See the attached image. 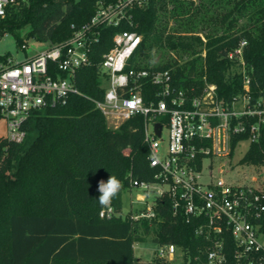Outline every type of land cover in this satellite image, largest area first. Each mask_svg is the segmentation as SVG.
<instances>
[{"label": "trees", "instance_id": "1", "mask_svg": "<svg viewBox=\"0 0 264 264\" xmlns=\"http://www.w3.org/2000/svg\"><path fill=\"white\" fill-rule=\"evenodd\" d=\"M98 1L16 4L2 19L1 30L18 35L29 26L27 37L64 41L73 34L72 25L95 14ZM133 19L143 35L133 62L170 69L174 83L192 96L214 83L225 101L243 92L245 72L253 100L264 105V0H147L134 9ZM127 28H102L91 62L76 74L80 94L71 95L65 105L33 110L23 142L0 137V264H152L139 261L134 251L136 242L147 240L173 242L185 251L183 262L164 264H188L190 257L196 264L197 256L201 264L206 261L207 240L197 235V222L174 216L168 198L159 199L152 219L100 217V180L114 175L122 182L111 203L122 209L130 172L144 180L154 172L143 117L112 128L95 102L105 94L103 54L113 46L114 33ZM243 40L244 64L229 57ZM18 41L22 45L26 39L19 35ZM152 91L151 85L145 89L147 96ZM247 138L233 136L231 155ZM242 162L264 164V126ZM228 244L233 248L231 237Z\"/></svg>", "mask_w": 264, "mask_h": 264}, {"label": "built area", "instance_id": "2", "mask_svg": "<svg viewBox=\"0 0 264 264\" xmlns=\"http://www.w3.org/2000/svg\"><path fill=\"white\" fill-rule=\"evenodd\" d=\"M30 2L0 0V36L1 21L10 8ZM145 2L99 0L88 21L72 25L74 31L68 39L51 41L50 47L21 61L10 54L0 55V121L6 123L5 137L23 142L27 135L24 124L33 110L65 105L71 95L80 94L75 77L91 62L102 28L128 25L130 28L114 33L113 46L103 54L100 66L105 94L95 102L112 128L143 117L154 172L149 180L136 179L130 172L131 207H103L100 217L130 214L135 220L152 219L157 216L159 199L168 198L173 215L195 220L197 235L207 240V259L202 264H264V164H250L255 173L243 182L217 176L212 161L206 166L207 159L219 158V172L227 170L222 159L231 156L234 135L247 134L250 143L259 140L264 126L263 102L253 100L251 77L245 72L243 92L225 101L214 83H207L201 94L192 96L174 83L170 69L133 62L143 39L136 29L134 9ZM245 44L243 40L229 57H237L244 64ZM149 85L153 91L147 96ZM157 123L162 126L160 134ZM165 128L167 140L163 137ZM230 237L233 248L228 244ZM157 245L153 258L139 257V261L164 264L185 260V251L175 243ZM198 259L196 264H201ZM187 261L193 264L191 257Z\"/></svg>", "mask_w": 264, "mask_h": 264}, {"label": "rangeland", "instance_id": "3", "mask_svg": "<svg viewBox=\"0 0 264 264\" xmlns=\"http://www.w3.org/2000/svg\"><path fill=\"white\" fill-rule=\"evenodd\" d=\"M29 26L18 31V35L9 31L4 30L0 36V55L10 54L16 60H24L28 56H32L43 49L51 46L50 40L40 39L34 35L27 37L29 32ZM21 35L26 41L20 45L18 41V36ZM25 46V47H24ZM105 85V83H104ZM6 123L5 120L0 121V137L6 136ZM164 139H168V130L164 129L163 133ZM250 146V141L245 139L242 140L236 147L234 153L231 156L224 157L222 160L227 165V170L223 173L219 172L220 159L213 158L206 160V166L212 161L214 163V170L217 176L224 177L227 181H234L237 178L241 179V182L247 181L248 177L255 173V170L248 163H243L242 158L247 152ZM131 192L126 190L123 193L124 209L128 210L131 207L130 203ZM158 249L157 243L147 240L143 242H136L134 245V251L137 257H142L146 260L153 258L156 250Z\"/></svg>", "mask_w": 264, "mask_h": 264}, {"label": "clouds", "instance_id": "4", "mask_svg": "<svg viewBox=\"0 0 264 264\" xmlns=\"http://www.w3.org/2000/svg\"><path fill=\"white\" fill-rule=\"evenodd\" d=\"M122 182L114 175H110L107 181L98 182L97 191L100 193L98 202L101 207H109L122 189Z\"/></svg>", "mask_w": 264, "mask_h": 264}, {"label": "water", "instance_id": "5", "mask_svg": "<svg viewBox=\"0 0 264 264\" xmlns=\"http://www.w3.org/2000/svg\"><path fill=\"white\" fill-rule=\"evenodd\" d=\"M156 127H157L158 134H160L161 133V128H162L161 123H157Z\"/></svg>", "mask_w": 264, "mask_h": 264}]
</instances>
